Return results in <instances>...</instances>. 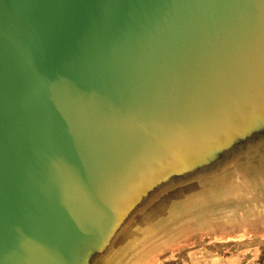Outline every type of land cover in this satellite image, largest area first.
Listing matches in <instances>:
<instances>
[{
  "label": "water",
  "instance_id": "95a60500",
  "mask_svg": "<svg viewBox=\"0 0 264 264\" xmlns=\"http://www.w3.org/2000/svg\"><path fill=\"white\" fill-rule=\"evenodd\" d=\"M262 214L264 0H0V264Z\"/></svg>",
  "mask_w": 264,
  "mask_h": 264
},
{
  "label": "rangeland",
  "instance_id": "374dc122",
  "mask_svg": "<svg viewBox=\"0 0 264 264\" xmlns=\"http://www.w3.org/2000/svg\"><path fill=\"white\" fill-rule=\"evenodd\" d=\"M179 237L169 243L162 244L155 251H151L141 264H161L162 260L168 258L170 253H184L188 247H197L199 242H206L215 252L234 251L241 241L250 240L244 244H252L256 251L264 247L260 242L264 238V214L259 216H237L219 221H209L203 224H193L178 232ZM203 237V238H202ZM199 238H202L200 240ZM193 239V242H192ZM163 256L161 259L159 255ZM165 255V256H164ZM168 260V259H167Z\"/></svg>",
  "mask_w": 264,
  "mask_h": 264
},
{
  "label": "crops",
  "instance_id": "0c3cea01",
  "mask_svg": "<svg viewBox=\"0 0 264 264\" xmlns=\"http://www.w3.org/2000/svg\"><path fill=\"white\" fill-rule=\"evenodd\" d=\"M202 238L199 239L202 240ZM245 242L251 243L250 240L241 241L231 252H215L212 249L213 246L206 242H199L197 247H187L184 253L180 252L175 255L170 253L169 257L165 259L162 255H158L162 256L160 257L163 259L161 264H264V247L260 248V252H258L252 244L246 245ZM260 243L264 246V238ZM148 263L151 264L152 262L149 261Z\"/></svg>",
  "mask_w": 264,
  "mask_h": 264
}]
</instances>
